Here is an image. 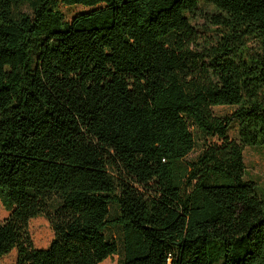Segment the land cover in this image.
<instances>
[{
    "label": "trees",
    "instance_id": "16d2710c",
    "mask_svg": "<svg viewBox=\"0 0 264 264\" xmlns=\"http://www.w3.org/2000/svg\"><path fill=\"white\" fill-rule=\"evenodd\" d=\"M245 147L264 0H0V263L264 264Z\"/></svg>",
    "mask_w": 264,
    "mask_h": 264
},
{
    "label": "rangeland",
    "instance_id": "374dc122",
    "mask_svg": "<svg viewBox=\"0 0 264 264\" xmlns=\"http://www.w3.org/2000/svg\"><path fill=\"white\" fill-rule=\"evenodd\" d=\"M81 6L70 8H63L68 18H71L76 12L83 10ZM199 45L195 44L194 49ZM216 115H225L230 113L231 108L225 106H216L213 108ZM235 130H231V134H234ZM244 160L246 164V176L248 179L255 181L262 192L264 193V147H245ZM9 212L5 209L3 202L0 198V221L7 218ZM30 234L33 239V243L37 248H46L50 244L53 238V231L44 217H36L30 221L29 224ZM110 235L119 237V230L117 228H111L107 231ZM16 251L3 257L0 264H15ZM101 264H120V257L118 255L112 256L104 260Z\"/></svg>",
    "mask_w": 264,
    "mask_h": 264
}]
</instances>
